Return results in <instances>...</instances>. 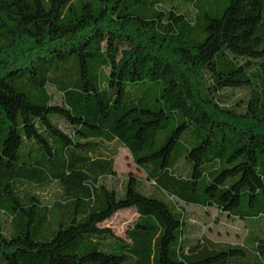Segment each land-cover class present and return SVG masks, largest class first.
<instances>
[{
	"label": "trees",
	"instance_id": "16d2710c",
	"mask_svg": "<svg viewBox=\"0 0 264 264\" xmlns=\"http://www.w3.org/2000/svg\"><path fill=\"white\" fill-rule=\"evenodd\" d=\"M0 264H264V0H0Z\"/></svg>",
	"mask_w": 264,
	"mask_h": 264
},
{
	"label": "rangeland",
	"instance_id": "374dc122",
	"mask_svg": "<svg viewBox=\"0 0 264 264\" xmlns=\"http://www.w3.org/2000/svg\"><path fill=\"white\" fill-rule=\"evenodd\" d=\"M115 174L107 179L108 183L122 191L130 175L137 177L144 184L147 192H152L153 187L148 180L146 172L134 161L132 154L125 147L119 148L115 160ZM42 197L51 202L56 198L58 188L50 186L39 191ZM190 214V223L195 226V237L208 236L216 242L240 244L246 234L244 223L240 220L232 221L222 216L216 209H204L198 205H186ZM139 214L134 208L118 212L112 219L102 225L111 227L118 235L125 236L126 231L137 220Z\"/></svg>",
	"mask_w": 264,
	"mask_h": 264
}]
</instances>
